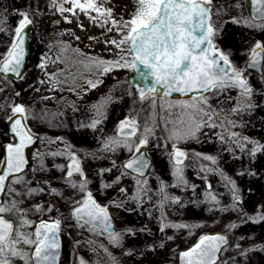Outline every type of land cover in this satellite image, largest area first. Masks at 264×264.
<instances>
[{
    "label": "snow or ice",
    "instance_id": "snow-or-ice-1",
    "mask_svg": "<svg viewBox=\"0 0 264 264\" xmlns=\"http://www.w3.org/2000/svg\"><path fill=\"white\" fill-rule=\"evenodd\" d=\"M214 0H134V6L127 16L120 14L119 18L111 0H52L49 8H55L64 20H70L71 16H64L65 12L79 17L81 13L104 28L100 35L103 42L114 46L117 50L115 58H108L92 53H83L76 48L75 51L83 57L82 63L89 70H95L97 79L85 77L88 88H95L102 81L99 77L111 72L114 68H124L135 71L132 80H126L127 95L134 99L138 97L141 102L151 100L153 108L156 106V98L160 93L164 97L172 92L182 95H190L189 99L177 100L179 114L172 118L169 116L164 121L162 135H157L155 128L158 123L153 120L150 125L145 121L143 132L136 117L125 116L119 120L115 132L98 137L100 141L96 149L88 147L77 148L64 136H56V141H62L61 150L50 153L65 157L66 162L56 164L61 171L59 177L52 179L36 180L35 184L25 176L22 169L26 165L25 149L39 137L33 132L27 121L29 118L44 119L46 112L37 113L22 101H13L9 106L11 115L5 119L10 125L11 138L5 141L0 148V264H13L12 257H18L24 264H56L60 255L59 233L62 230L65 219L71 220L75 226L87 229L92 233L107 235L111 245L121 246L125 234L135 235L137 229L127 226L117 231L113 226L110 206L125 208L124 201L109 199L102 203L96 193L106 195V189L116 187L121 193H127V199L133 200L139 207L151 190L148 177L152 168L148 149L157 147L167 151L172 164V176L174 183L188 185L184 176V159L187 156L185 149L179 147L181 141L199 139L204 135V129H217L213 135L222 143L227 144L228 151L233 158L247 155L255 159L258 153L264 154V137H254L244 134L237 129L243 128L250 121L245 116L251 117L252 113L260 106H264V39L254 38L248 48H241L239 52L246 56L243 65L234 60L236 49L229 42H221L218 37L223 35L222 29L227 21L237 25L264 32V0H230L221 3L214 8ZM238 10V14H232L231 9ZM42 10L39 5L35 9L31 4L27 7H13L12 12L17 15L14 24L9 26L8 9H0V32L10 34V42L6 50L0 53V74H14L18 79H24L22 65L25 59V40L27 29L36 23L35 14ZM226 16V19L224 18ZM58 22V21H57ZM84 27L83 24L80 25ZM67 31V30H65ZM115 32L118 35L109 38L106 33ZM79 40V36L74 37ZM95 40L96 37L89 36ZM59 45L55 57L42 54L37 65L44 70L50 78L49 83L60 87L61 81L56 72H63L57 68L56 72L46 70L48 62L56 63L62 60V53L68 50L69 45L65 41L50 42ZM110 51L112 49H109ZM249 68L260 71V84L254 85L250 80ZM43 83L44 81H40ZM134 85V88H133ZM79 87V85H77ZM75 91L76 89H71ZM232 90H236L232 95ZM20 96V92L14 93ZM164 97H159L162 101ZM215 97L213 104L212 98ZM120 97L108 95L103 103L93 105L94 116L87 122L78 121L77 129H84V134L91 129L93 133L102 131L98 128L108 104ZM231 102V103H229ZM162 107L172 108V104H163ZM7 135V134H6ZM155 138V143H152ZM51 139L49 142H51ZM163 140V143H161ZM170 151H168V142ZM121 149L127 150L123 160L116 158L115 153ZM239 150V151H237ZM83 152V155L80 152ZM104 153H109L107 166H98L89 175V169L85 167V158L93 160L102 158ZM40 164L44 168L43 154ZM206 158L212 164H216L217 155L197 153ZM206 171L219 172L228 183L231 184V203L222 205L217 194L212 191L204 193L205 200L214 208L222 211L233 210L242 215L237 216L236 221H230L226 227L231 231L248 221L257 223L264 221V199L254 205V210L249 213L243 210L244 194L237 182L228 177L222 169L202 165ZM36 169H34L35 171ZM115 170V172H114ZM114 173V174H113ZM106 174H112L109 178ZM239 175H259L256 169H238ZM125 176L132 177L135 182L134 189L128 193V189L121 183ZM53 179L60 185L53 184ZM93 180L97 181L95 190L91 187ZM159 200L161 216L160 229L166 227L163 208L168 202H179V195L167 192V182L159 179ZM19 184L20 187L15 185ZM193 189L196 188L192 184ZM210 187V186H209ZM249 192L254 189L249 188ZM37 193H47L49 196L58 197L59 200L48 203H34L25 206V198H30ZM11 197L3 199V195ZM150 200L151 197H148ZM63 201L65 211L58 206ZM127 211H133L127 208ZM55 213L46 219L33 221L30 212ZM9 214L16 219H9ZM18 214V215H17ZM151 215V213H150ZM35 223V227L31 226ZM167 223H172L168 221ZM173 227H181L180 224H172ZM196 225H183V227H195ZM28 228V231L24 229ZM147 231V229H140ZM254 235V234H253ZM171 239V237H168ZM251 240L247 247L241 244H230L228 236L224 233H204L187 249L180 251V264H228L221 261L220 253L226 247H232L236 255L250 261L249 253L264 252V238L259 242L251 236H238L237 240ZM75 244H80L77 240ZM89 243L94 241L89 238ZM21 244L29 245V248L20 247ZM163 247V242H160ZM145 249L154 250L156 243H146ZM103 256L97 255L95 260L89 261L84 256L78 257V264H121L109 247L100 244ZM97 251L96 249H92ZM126 255H138L145 257V251L136 247H125ZM106 257V258H105ZM232 264H237L235 257L229 258ZM75 264V262H74Z\"/></svg>",
    "mask_w": 264,
    "mask_h": 264
},
{
    "label": "rangeland",
    "instance_id": "rangeland-1",
    "mask_svg": "<svg viewBox=\"0 0 264 264\" xmlns=\"http://www.w3.org/2000/svg\"><path fill=\"white\" fill-rule=\"evenodd\" d=\"M214 8L221 3H228L230 0H215ZM117 17L120 14L128 15L133 9V0H111ZM52 0H0V9L7 8L8 20L6 23L11 26L18 18L12 12L13 7H27L31 4L35 9L37 5L42 10L40 13L35 14L36 23L33 25L31 34L30 51L27 57L25 72L23 73L24 79L16 81L7 77L0 76V148H2L7 135L5 132V125L7 115H10L9 106L13 101H22L32 108L35 112H46L47 116L44 119L29 118L27 123L30 124L33 131L41 136L42 141L45 137L54 138L56 136H64L77 148L88 147L89 149H96L100 143L98 137L105 134L114 132V128L118 121L125 116L136 117L140 130L143 132L145 121L152 124L153 120L158 123L155 128L157 135H162L164 130V121L169 116L175 118L180 111L178 105L175 104L177 100H169L156 98V106L153 108L151 100L141 102L138 98H133L127 95V72L117 68L112 72L111 76L103 75L102 82L97 84L95 88H88V91H83V88L88 87L87 82H81L80 88H76L83 96L80 101H70L66 97H60L56 87L53 84L46 82V75L43 69L38 67L42 54H46L51 45L48 42L57 35L54 29L55 23L48 19L51 14L60 15L55 8H49L48 5ZM232 14H238V10L234 7L231 9ZM64 16H71L65 24L71 27V30L66 28L61 30V37L65 40H70L76 45L83 47V53H92L108 58H115L116 49L110 44L103 42L104 37L100 34L105 31L104 28L93 23L88 16L81 13L79 17L65 12ZM63 17V16H62ZM226 19V16L224 17ZM84 27L81 28L80 25ZM67 30V31H65ZM223 35L218 39L223 42H229L233 48L236 49L234 60L243 65L246 56L240 54L239 49L248 48L251 41L256 39H264V32L254 30L248 27L237 25L232 21H227L222 29ZM106 35L111 38L115 36V32H107ZM79 36L80 39L76 40L74 37ZM96 37L95 40H89L88 37ZM10 42V34L7 32H0V53L6 50L7 43ZM109 49H112L111 51ZM52 56V54H51ZM73 62L70 65H74ZM63 64V63H62ZM77 69L88 73L89 70L84 64H76ZM250 80L254 85L259 86V76L248 70ZM97 79L95 77L94 81ZM44 81L41 83L40 81ZM79 82V81H78ZM108 88L107 96L112 95L120 97L118 100L112 101L104 110L101 123L98 128L102 131L93 133L91 129L87 130L84 134V129H77V122H87L89 118L95 115L92 106L103 103L102 100H97L96 103H84V99L88 94H93L96 91L104 92ZM19 91L20 96H15L14 93ZM236 90H232V95H235ZM61 94V93H60ZM215 97L212 98V103H215ZM258 99H264L260 97ZM163 104H172V108L162 107ZM231 103V102H229ZM246 121H250L243 128L237 129L244 134L254 137H264V106L258 107L251 115L245 116ZM204 135L198 140L192 139L181 141L179 147L185 149L187 152V159L184 162V176L189 182L188 185H178L174 183L172 176V162L169 160L167 151L161 148L149 146L148 155L151 159L152 168H150L151 175L148 177L149 188L151 189L144 198L143 204L139 207L133 200L127 199V193H121L116 187L106 189V195L96 193L97 198L102 203H107L108 200L118 199L124 201L125 208H117L110 206L112 213L113 226L117 231L127 226H133L138 231L135 235L126 233L125 239L121 246L111 245L106 235L99 233L89 232L87 229L78 228L75 224H67L62 231V251L59 259V264H78V257L84 256L85 259L92 261L97 258V255L103 256V249L100 244L109 247L121 264H176V253L179 249L184 248L191 244L199 235L205 232L218 231L228 234L230 237V244L239 243L243 247H247L251 240H237L238 236H251L256 242L264 238V221L251 222L239 225L231 231L226 227L230 221H236L238 215H242L237 211L228 210L222 211L220 208L212 207V204L205 200L204 193L212 191L217 194L219 203L222 205H229L231 203V184L219 172L206 171L202 165L208 167H219L231 179L235 180L240 186L244 194V202L241 205L244 211L251 213L254 210V205L264 199V154L258 153L255 159H250L249 156L233 158L225 149L227 144H222L213 133L217 129L205 128ZM61 145H62V141ZM152 143H155L153 138ZM163 143V140H161ZM170 144L168 142V151H170ZM60 146L47 144V149L40 145L39 150L35 153V160L32 168L25 176L35 184L36 180L52 179L59 177L61 171L55 167L56 164L65 163V157L60 155H51L52 152L61 150ZM239 151V150H237ZM37 153L43 154V161L46 167L42 168L40 164L41 156ZM197 153H207L217 155L216 164L208 161L206 158L197 155ZM83 155V152H80ZM109 153H104L102 158L93 160L90 156L85 158V167L89 169V175H92L91 170H95L98 166H107L109 160L107 157ZM127 155L126 149H121L115 153L119 160ZM2 158V157H0ZM245 168L256 169L259 175H239L238 169L241 166ZM34 169H36L34 171ZM115 172V170H114ZM114 174V173H113ZM111 177L112 174H106ZM159 179L167 182V192L174 195H179L181 201L168 202L163 208L165 213L166 227L160 229L159 217L161 216L160 205L157 204L159 200L158 190L160 187ZM205 181L208 182L209 188H206ZM121 183L131 193L134 189L135 182L132 177L125 176ZM53 184L60 185L58 180L53 179ZM192 184L196 188L191 187ZM20 187L19 184L15 185ZM91 187L95 190L97 181L93 180ZM252 188L254 191L249 192L248 189ZM148 197H151L149 200ZM59 200L58 197L49 196L47 193H37L30 198H25V206L34 203H48ZM61 211H65L63 201L58 205ZM132 208L133 211L129 212L126 209ZM151 213V215H150ZM31 215L49 216L55 213H44L41 215L39 212H30ZM171 221L172 223H167ZM172 224H180L181 227H173ZM196 225L195 227H183V225ZM140 229H147V231H140ZM254 234V235H253ZM168 237H171L169 239ZM91 238L94 243H89ZM81 241L80 244H75V241ZM163 242V247L160 246ZM146 243H156L154 250L145 249ZM125 247H136L145 251V257L138 255H126L123 251ZM96 249L97 251H93ZM236 251L232 247H227L222 253L221 261H228L232 264L230 257H235L237 264H264V252L255 251L250 252L248 255L250 261L245 260L244 257L236 255ZM106 258V257H105Z\"/></svg>",
    "mask_w": 264,
    "mask_h": 264
},
{
    "label": "flooded vegetation",
    "instance_id": "flooded-vegetation-1",
    "mask_svg": "<svg viewBox=\"0 0 264 264\" xmlns=\"http://www.w3.org/2000/svg\"><path fill=\"white\" fill-rule=\"evenodd\" d=\"M48 19L49 20H51V21H53L54 23H55V25H54V29L56 30V32H57V35L55 36V37H53V39H51L49 42H48V44H49V46L51 45V51L49 50V47L47 48V50H46V54L47 55H50L51 56V54H52V57H55V55H56V53H57V49H58V47H57V45H53V44H51L50 42H53V41H65V42H68V43H70L71 44V46L72 47H76V48H78V49H80V50H82L83 49V47L81 46V45H76V44H74V43H72L70 40H65V39H63L62 37H61V34H60V32H61V30H63L64 31V29L66 28L67 30H71V27L70 26H67V24H65L67 21L66 20H64L63 19V17L62 16H60V15H55L54 13L53 14H51L49 17H48ZM58 21V22H57ZM31 29H30V36H29V44H28V53L27 54H29V51H30V43H31V34H32V30H33V25H31V27H30ZM7 47V46H6ZM83 52V51H82ZM27 57H28V55H27ZM26 62H27V58H26ZM56 64V65H55ZM26 67V66H25ZM57 68H60V69H63L64 70V68H63V66H62V63L60 62V63H58V61L56 62V63H52V62H48L47 64H46V70L47 71H49V72H56V70H57ZM75 68H77V66L76 65H73V68H69V70H68V72H73V77L72 78H70V77H67L66 76V73H65V70L63 71V72H56V75H57V77L59 78V80L61 81V84H60V87H56V89L58 90V91H61L60 93H59V95H60V97L62 96L63 98L64 97H66L68 100H70V101H80V98L81 97H83L80 93H79V91L76 89V88H80V87H77V85H79L80 86V84H81V81H80V79H81V77L79 76V75H77V72L76 71H74L75 70ZM71 69V70H70ZM24 70H25V68H24ZM25 72V71H24ZM23 72V73H24ZM22 73V74H23ZM109 75V76H111V78H112V71L111 72H109V73H105L104 75ZM0 76H2V75H0ZM3 77V76H2ZM4 77H7V78H10L11 80H13V81H16V80H18V78H12V77H10V76H4ZM95 77H96V75H95V71H93V72H91V74H90V76H89V78L90 79H92L93 81H94V79H95ZM102 77V76H101ZM99 79L101 80V78L99 77ZM49 80H50V78L49 77H47L46 76V82L47 83H49ZM79 81V82H78ZM102 81V80H101ZM84 82V81H83ZM99 86H100V84H99ZM73 88H75L76 90L75 91H72L71 89H73ZM107 92H108V88H106V90L104 91V92H102V91H96L95 93H93V94H88L87 95V98L86 99H84V100H86V101H84V103H96L97 102V100H102L104 97H106L107 96ZM11 115V114H10ZM7 120H6V125H5V132H6V134H7V139H10L11 138V135L9 134V130H8V127H7ZM34 132V131H33ZM35 133V132H34ZM36 134V133H35ZM39 138H38V141H37V144H36V146H35V148H34V150L32 151V154H31V157H30V165L28 166V168L26 169V171L25 172H23L24 174L25 173H28L29 171H30V169L32 168V166H33V163H34V160H35V153L39 150V147H40V145H43V148L45 149H47V147L48 146H46L47 144H53L54 145V147L55 146H60L61 145V142L60 141H56V140H54V139H51V138H49V137H45L44 139H43V141H42V138H41V136H39L38 134H36ZM51 139V142H49V140ZM187 159V158H186ZM172 162V161H171ZM185 162V161H184ZM172 164H173V162H172ZM149 171H150V169H149ZM205 184H206V188H209V184H208V182L207 181H205ZM3 199H5V200H10L11 199V197L10 196H8V195H3ZM18 215V214H17ZM29 216H30V218H32L33 219V221H39L40 219H46V218H48V216H38V215H31L30 213H29ZM8 218L9 219H13V220H15L16 219V216H14V215H11V214H9V216H8ZM113 221V220H112ZM67 224H75L73 221H71V220H67V219H65V221H64V224H63V227H62V230H61V232L59 233V243H60V249H59V252H60V255H61V251H62V244H61V242H62V231H63V229H64V227L67 225ZM32 228H34L35 227V223L31 226ZM25 231H28L29 229L28 228H25L24 229ZM106 235V234H105ZM107 236V235H106ZM230 238V237H229ZM20 247H24V248H29L30 246L29 245H24V244H21L20 245ZM60 255H59V257L57 258V261H56V264H59V259H60ZM12 259V261H13V264H24V261L22 260V259H20V258H18V257H12L11 258Z\"/></svg>",
    "mask_w": 264,
    "mask_h": 264
},
{
    "label": "water",
    "instance_id": "water-1",
    "mask_svg": "<svg viewBox=\"0 0 264 264\" xmlns=\"http://www.w3.org/2000/svg\"><path fill=\"white\" fill-rule=\"evenodd\" d=\"M30 27H31V26H29V28L27 29V35H26V40H25V48H26V51H25V59H24V63H23V65H22V73H23L24 68H25L26 57H27V53H28V44H29V36H30V29H31ZM249 69L252 70V71H254V72H255L256 74H258V75L261 74L260 71L257 70V69H254V68H249ZM2 75H3V76H10V77H12V78H16L15 75H14V74H11V73H9V74H2ZM134 76H135V71H134V70H129L128 75H127V79H128V81L132 80V79L134 78ZM133 88H134V85H133ZM190 95H191V94H188V95H182V94L179 93V92H172V93L170 94V96H168V97H164V94H163V93H160V94H159V97H164V98H166V99H171V100H183V99H189V98H190ZM159 97H157V98H159ZM7 127H8V130H9L10 125L8 124V122H7ZM115 130H116V128H115ZM37 141H38V139L34 140V142H33L32 144L28 145V146L26 147V149H25V159H26L27 163H26V165L24 166V168L22 169L23 172H25L26 169L28 168V166L30 165V157H31V154H32L33 149L35 148V146H36V144H37ZM185 159H186V158H185ZM185 159H184V161H185ZM217 232H218V231H210V232H205V233H217ZM220 233H222V232H220ZM202 234H204V233H202ZM224 234H226V233H224ZM226 235H227V234H226ZM199 236H200V235H199ZM199 236H198V237L195 239V241H193L190 245H188V246H186V247H184V248L178 250L177 255H176V264H180V256H179L180 251H182V250L187 249L188 247H190L193 243H195V242L198 240ZM227 236H228V235H227ZM228 239H229V243H230V238H229V236H228ZM226 248H227V247H226ZM223 251H224V250H223ZM223 251H222V252H223ZM222 252L220 253V256H222Z\"/></svg>",
    "mask_w": 264,
    "mask_h": 264
},
{
    "label": "trees",
    "instance_id": "trees-1",
    "mask_svg": "<svg viewBox=\"0 0 264 264\" xmlns=\"http://www.w3.org/2000/svg\"><path fill=\"white\" fill-rule=\"evenodd\" d=\"M214 2H216V1L214 0ZM133 6H134V0H133L132 7ZM116 35H118V34L115 33V36ZM67 44L69 45L68 50L65 53L61 54L62 55V60L58 61V63H60V62L63 63L62 66H63V68L65 70L66 76L72 78L73 77V72H71V71L68 72L69 68H73V65H70V64L73 63V62H76V63H74V65L78 64L79 67H80V64L81 65L83 64L81 62L83 57L80 55V53L75 51L76 47H72L71 44L68 43V42H67ZM57 47H59V45H57ZM116 69L117 68H114L113 70H116ZM119 69L124 71V73H126L128 71V69H124V68H119ZM113 70H112V72H113ZM74 71H76V69ZM93 71H95V70H92V71H89L88 73H86V72H83L81 70V67H80V69L79 70L77 69L76 72H77V75H79L81 77L80 81L83 82V81H86L85 77L89 78L91 72H93Z\"/></svg>",
    "mask_w": 264,
    "mask_h": 264
},
{
    "label": "bare ground",
    "instance_id": "bare-ground-1",
    "mask_svg": "<svg viewBox=\"0 0 264 264\" xmlns=\"http://www.w3.org/2000/svg\"><path fill=\"white\" fill-rule=\"evenodd\" d=\"M115 129V128H114Z\"/></svg>",
    "mask_w": 264,
    "mask_h": 264
}]
</instances>
